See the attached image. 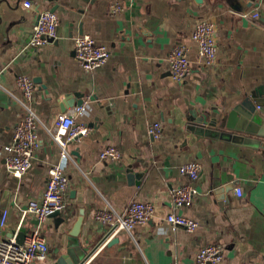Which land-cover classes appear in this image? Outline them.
<instances>
[{
  "label": "crops",
  "instance_id": "obj_1",
  "mask_svg": "<svg viewBox=\"0 0 264 264\" xmlns=\"http://www.w3.org/2000/svg\"><path fill=\"white\" fill-rule=\"evenodd\" d=\"M25 1L0 0V239L13 237L21 224L18 235L38 225L26 213L28 205L42 196L50 167L62 162L58 145L41 127L31 170L19 179L6 168L5 150L24 111L16 80L29 76L41 79L32 108L45 126L65 113L63 100L82 93L79 120L92 127L89 136L69 146L70 158L63 162L69 190L59 217L67 221L59 225L49 218L41 226L50 255L37 264L59 263L80 210L85 221L79 239L92 250L110 233L96 223L95 213L111 207L123 214L135 201L151 202L153 219L132 233L122 231L111 246L103 243L84 264H195L198 251L209 244L224 246L221 264H264V139L199 140L186 129L192 118L203 116L221 124L264 87V0H256L246 14L223 0H28L32 8ZM116 5L119 12L113 11ZM54 8L58 43L25 50L39 12ZM201 18L216 25L218 60L211 68L201 62L191 37ZM82 34L111 51L92 73L75 58V38ZM178 44L189 49L192 68L181 83L172 79L169 64ZM76 101L73 97L66 112L77 110ZM156 122L163 127L159 140L149 134ZM109 146L120 150V161L100 160ZM189 162L202 166L193 183L198 195L192 207L176 210L174 190L190 183L179 169ZM173 212L199 227L173 228L166 222Z\"/></svg>",
  "mask_w": 264,
  "mask_h": 264
},
{
  "label": "built area",
  "instance_id": "obj_2",
  "mask_svg": "<svg viewBox=\"0 0 264 264\" xmlns=\"http://www.w3.org/2000/svg\"><path fill=\"white\" fill-rule=\"evenodd\" d=\"M24 6L32 8L33 4L26 0ZM121 9L120 5H116L113 11L119 12ZM258 16V14L253 15L254 18ZM59 26L60 19L56 13L39 12L37 24L25 50L37 51L50 44L51 40H57ZM216 33L214 22L201 18L197 20L191 34L193 41L198 45L199 58L207 68L214 66L218 60L219 49ZM74 52L77 62L87 73L101 69L111 56L110 49L98 44L89 34H82L75 38ZM169 64L172 79L177 83L183 82L192 71L189 49L182 44L176 45L169 56ZM16 85L21 93V97L17 100L24 111L14 128L12 142L5 150L8 172L20 179L31 170L36 152L40 147L38 131L41 127L58 145L62 161L50 167L42 196L32 200L28 205L26 213L33 215L38 225L24 236L22 243L17 239L22 224L18 227V233L13 237L0 239V264H37L46 261L50 255V247L42 233L41 226L51 215L63 212L66 206L70 181L63 162L70 158L69 146L89 136L92 127L79 120L81 108L59 114L51 126H45L32 108L37 92L34 79L29 76H19ZM162 132L163 127L160 122L154 123L149 128V134L155 140L162 137ZM99 158L101 161L117 162L122 159V154L116 147L109 146L100 152ZM179 172L188 178L190 183L174 190L173 207L176 210L193 206L198 195L193 183L199 180L202 166L198 162H189L182 165ZM238 194L241 196L240 189H238ZM154 214L155 207L151 202L135 201L129 204L123 214L111 207L98 210L95 213V221L98 225L110 229L106 244L122 231L132 233L136 226L148 224ZM7 215L5 212L2 217V228L6 226ZM166 222L173 228L184 227L189 232H194L200 225L199 222L176 212L169 214ZM224 251V246L221 244H209L198 251L195 264H221Z\"/></svg>",
  "mask_w": 264,
  "mask_h": 264
},
{
  "label": "water",
  "instance_id": "obj_3",
  "mask_svg": "<svg viewBox=\"0 0 264 264\" xmlns=\"http://www.w3.org/2000/svg\"><path fill=\"white\" fill-rule=\"evenodd\" d=\"M198 4H203L204 0H195ZM225 4L232 10L237 11L240 14H246V11L254 4L256 0H223ZM57 8H54L52 12H55ZM51 43L57 44V40H51ZM35 84H40L41 79H34ZM77 98L76 105L78 108L83 107L85 101V95L82 93H76L73 96L67 97L61 102V108L63 112H66L68 107L72 104V98ZM187 131L191 134L202 138L211 139H224L235 142L246 140L247 137H256L264 139V87H260L253 91L250 96H247L240 104L236 105L233 110L222 118L221 124L217 119L207 121L203 117L192 118L190 124L187 126ZM247 141V140H246ZM73 144V143H72ZM132 171L131 169L129 170ZM227 190H229L227 188ZM217 193H223V190L217 191ZM222 195V194H221ZM61 212H57L50 216V218H56L59 225L65 224L66 218H59ZM85 221L84 210H80V216L72 226L69 232V241L65 247V254L59 260L58 264H84L96 250L106 242L110 233L89 250L80 241V235L82 233L83 224ZM26 234L21 232L17 239L22 243V239ZM117 240H111L108 246L113 245Z\"/></svg>",
  "mask_w": 264,
  "mask_h": 264
}]
</instances>
